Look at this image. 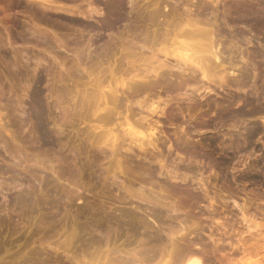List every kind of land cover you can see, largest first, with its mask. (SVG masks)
Returning a JSON list of instances; mask_svg holds the SVG:
<instances>
[{
  "label": "rangeland",
  "instance_id": "obj_1",
  "mask_svg": "<svg viewBox=\"0 0 264 264\" xmlns=\"http://www.w3.org/2000/svg\"><path fill=\"white\" fill-rule=\"evenodd\" d=\"M108 1L0 0V264H264V0H125L116 21ZM164 47L245 82L164 65ZM126 119L154 121L153 142Z\"/></svg>",
  "mask_w": 264,
  "mask_h": 264
},
{
  "label": "bare ground",
  "instance_id": "obj_2",
  "mask_svg": "<svg viewBox=\"0 0 264 264\" xmlns=\"http://www.w3.org/2000/svg\"><path fill=\"white\" fill-rule=\"evenodd\" d=\"M10 1V0H9ZM18 2H19V0H17ZM218 2H219V0H217ZM217 1H215V0H211V4L210 5H212V4H215V2L216 3H218ZM243 1V0H242ZM256 1V0H255ZM263 1V0H262ZM210 2V1H209ZM244 2V1H243ZM246 2V1H245ZM11 3V2H10ZM12 3H15V2H13L12 1ZM17 3V2H16ZM21 3H23V2H21ZM248 3H250L249 1H248ZM264 3V2H263ZM20 4V3H19ZM26 4H27V2H26ZM100 4V3H99ZM102 4V3H101ZM126 4V2H125V0H109L107 3H105V5H106V11H107V18L109 17V18H111L112 20H114V21H116V20H118L120 17H121V15H122V10L124 9V7L126 6L125 5ZM207 4V3H206ZM251 4V3H250ZM30 5V4H29ZM225 5V4H224ZM238 5V4H237ZM21 6H23V5H21ZM28 6V5H27ZM31 6V5H30ZM99 6V5H98ZM101 6V5H100ZM204 6V5H203ZM202 6V7H203ZM229 6V5H228ZM24 7H25V5H24ZM32 7L33 6H31V9H32ZM208 7H209V5H208ZM211 7V6H210ZM246 7V6H245ZM207 8V7H206ZM214 8V7H213ZM215 8L217 9V7L215 6ZM224 8V7H223ZM247 8V7H246ZM250 8V7H249ZM29 9V8H28ZM225 9L227 10V9H229V7L227 8V7H225ZM34 10V9H33ZM37 10V9H36ZM226 10H224L225 11V13H227V11ZM252 10V9H251ZM35 11V10H34ZM124 11V10H123ZM30 12V11H29ZM32 13V12H31ZM36 13V12H35ZM124 13V12H123ZM217 14V13H216ZM32 15H33V13H32ZM227 15V14H226ZM226 15H224L225 17H226ZM91 16V15H90ZM105 18V17H104ZM121 19V18H120ZM119 19V20H120ZM224 19V18H223ZM103 20H106V18L105 19H103ZM108 20V19H107ZM110 20V19H109ZM189 20H190V18H189ZM150 21H151V23L152 22H154V17L153 16H151L150 17ZM222 21V20H221ZM226 21V20H225ZM112 22V21H111ZM190 22V21H189ZM188 23V21L186 22V25H187V27L188 26H191L192 25V27H189L188 28V30H187V32H190V33H185L186 32V29H185V31H183L185 34H186V37L187 36H189V34H193V33H195V32H197V33H195L196 35L198 34V35H206V33H207V35H210V32H211V30L213 29V28H211V29H207L206 31H205V29H203L204 31H202V29L198 26L197 27V24L195 25L194 23H196V22H192L191 21V25H189V23ZM153 24V23H152ZM105 25V24H104ZM185 26V25H184ZM194 27H195V29H194ZM199 28L201 29V31L203 32H200L199 31ZM184 29V28H183ZM205 32V33H204ZM209 32V33H208ZM213 32V31H212ZM212 32H211V37H212V39H213V41H214V38L215 37H213V34H214V32H213V34H212ZM178 33V32H177ZM180 33V32H179ZM182 33V32H181ZM182 34L184 37H185V34ZM191 34V35H192ZM178 35V34H177ZM194 36V35H192V36H194V37H196L197 38V36ZM207 35L205 36V37H207ZM178 36H180V35H178ZM192 36H190V37H192ZM156 37H157V35H155L154 36V43L153 44H155V42H156ZM196 38H194V39H196ZM199 38V37H198ZM201 38V37H200ZM211 39V38H210ZM211 39V40H212ZM152 40V41H153ZM198 40H201V39H198ZM230 40V39H229ZM158 41V40H157ZM231 41V40H230ZM221 43H219L218 42V46L220 45ZM231 44V43H230ZM234 44V43H233ZM238 44V43H237ZM178 47V46H177ZM176 48V47H175ZM227 48V47H226ZM242 48V47H241ZM177 49V48H176ZM176 49H167L166 47H164V49L162 48V49H159L160 50V53H163L166 57L167 56H174V58L176 59V62L175 63H172V62H170V61H166L165 59L162 61L163 62V64L164 65H167V66H171V67H178V68H181V65H185L186 66V68L188 67V69H190V71L194 74V75H197L199 72H201V75H202V79H206V80H208L209 82H213V83H215L216 81V83L215 84H218L219 86H223V85H229L228 84V77H229V75H231L233 78H232V80L231 81H233V83L235 84V86H236V82L238 83V84H240V83H242V82H245V81H242L243 79H244V77H239V76H241V74L239 73V72H235V71H230V72H225V73H223L222 72V74H217L216 76H211V74H210V72H209V66H210V57L209 56H207L206 54H201L200 53V55H198V54H196V56L194 55H192L191 53L192 52H190L189 50V52L188 51H185V50H187L186 48H184L185 50L183 51V49L181 48V51H180V49H178V50H176ZM243 50V49H242ZM242 52V51H241ZM224 53V52H223ZM222 53V51H221V49H219V50H214L212 53H211V55H213V58L216 60V62H218V63H220V62H222V61H224L225 62V60H222L223 58H222V56L223 57H225V56H227V55H225V54H223ZM153 55H155V54H153ZM231 55V54H230ZM227 58H230V60H232V58H233V56L231 57H227ZM241 59L243 60V61H245L246 63H248V58L247 57H245V55H241ZM250 59V58H249ZM228 60V59H227ZM229 60V61H230ZM234 61V60H233ZM252 61V60H251ZM222 64H223V62H222ZM232 64V63H231ZM255 64V63H254ZM183 65V66H184ZM184 66V67H185ZM222 66H224V65H222ZM228 66V65H227ZM257 66V65H256ZM254 67V66H253ZM252 67V68H253ZM224 69H225V66L223 67ZM238 68V67H237ZM237 68H235V69H237ZM198 69H199V72H198ZM155 69H153V71H154ZM254 71V70H253ZM155 72V71H154ZM153 72V73H154ZM256 72V71H255ZM150 73H151V71H146V74H149L150 75ZM249 73V72H248ZM264 73V72H263ZM256 74L258 75V73H255L254 74V76H256ZM243 75V74H242ZM263 75V74H262ZM238 76V77H237ZM263 77V76H262ZM37 80H39V82H41L42 83V77L40 76ZM254 81V80H253ZM262 82V81H261ZM237 84V85H238ZM122 85L124 86L125 84H124V82L122 83ZM258 85V84H257ZM230 86H232V85H230ZM229 86V87H230ZM137 87V86H136ZM234 87V86H233ZM238 87V89L240 88L239 87V85L237 86ZM237 87H236V89H237ZM139 92V94H141L142 93V90H138ZM239 91V90H238ZM137 92V91H136ZM135 92V93H136ZM135 95H138L137 93L135 94ZM234 97V96H233ZM144 98V97H143ZM34 101H33V103L35 104V106L37 107V109H38V114H37V112H36V114H37V119H38V121H39V125H40V128L42 129V131H43V133H44V135L46 136V137H50V135H49V133H48V131L46 130V125H45V121H44V115H45V113H46V106H45V103L43 102V98H42V90H40V89H37L35 92H34ZM136 99V98H135ZM156 99L157 98H155V97H153V98H150V99H147V100H145V101H141V102H139L140 100H136L137 101V104L139 105V107H140V112L139 113H143V111H144V108H146V110H149V111H152L153 113L156 111L157 112V110L158 109H161V110H164V106L163 107H161V103H160V101L161 100H157L156 101ZM143 100V99H142ZM135 101V102H136ZM229 104V103H228ZM165 105V104H164ZM217 105V104H216ZM231 105V104H230ZM210 106V105H209ZM251 109H252V107H251ZM260 110H262V109H260ZM159 111V110H158ZM145 112V111H144ZM249 113V112H248ZM145 114H147V113H145ZM152 115V114H151ZM261 115V114H260ZM148 116L149 115H144V113H143V115H142V118L144 119V120H148L149 118H148ZM148 118V119H147ZM156 119V118H155ZM156 121V120H155ZM159 121H160V119H159ZM142 122V121H141ZM152 123H154V124H152ZM160 123V122H159ZM144 124V123H143ZM126 125H127V127H125L124 128V134L126 135V136H129L130 138H131V143L132 142H136V143H139L138 145V147H140V148H144L143 146H144V144H145V142H148V144H151L152 142H153V137L152 136H154L156 133H155V128H156V125H155V122L154 121H152L151 123H148V125H146L147 126V128H145V126H142L141 124L139 125V126H141V127H143V128H145L146 129V132H144L143 130L142 131H140V129L139 128H137L135 125H133V124H131L130 123V121L129 120H127L126 119ZM138 125V124H137ZM158 130V129H157ZM161 131V130H160ZM124 136V135H123ZM125 136V137H126ZM149 138V139H148ZM135 145H137V144H135ZM187 176V175H186ZM183 180H186V179H183ZM202 183V182H201ZM204 184V183H203ZM206 186V185H205ZM206 192H207V190H206ZM258 192V191H257ZM206 195H208L207 193H205ZM214 196V195H213ZM232 196V195H231ZM209 197V196H208ZM211 198V204L213 203V200H215V197H210ZM246 198V197H245ZM204 199V198H203ZM220 199V198H219ZM226 200V199H225ZM246 200V199H245ZM258 202V201H257ZM219 203H221V202H219ZM254 203V202H253ZM213 206H214V204H212ZM237 205H238V203H237ZM251 205V204H250ZM227 206V205H226ZM259 206V205H258ZM239 209H241V213L243 214V216L245 217V212H247V210L250 208L249 207V205H248V203H247V201H245L242 205H240L239 204ZM243 217V218H244ZM247 218V217H246ZM246 218H244V219H246ZM248 221V220H247ZM183 225V224H182ZM196 226H193V228H195ZM249 227H250V225H249ZM188 229L190 230L191 228H189L188 227ZM187 229V226H182V230H181V232H180V235L182 234V235H187V233H188V230ZM196 229V228H195ZM211 236V235H210ZM189 239V238H188ZM193 239V238H192ZM198 240V239H197ZM190 242V241H189ZM188 242V243H189ZM199 242V241H198ZM194 244H198V243H196L195 241L193 242ZM192 243V241H191V244H193ZM202 244V243H201ZM200 244V245H201ZM190 245V244H189ZM189 245H187V246H189ZM191 246V245H190ZM190 246L188 247V248H190ZM193 246V245H192ZM191 246V247H192ZM195 248V247H194ZM198 248V247H197ZM177 252V251H176ZM179 252V251H178ZM177 252V254H175V256H178L179 254L180 255H182V252L180 253H178ZM192 252V251H191ZM190 255H192V254H185L184 256H183V259H185L186 261H185V263L184 264H203L202 263V261L200 260V259H197V258H191V257H189ZM188 259V260H187ZM176 260V259H175ZM174 260V261H175ZM178 260V259H177ZM184 261V260H183ZM176 262V261H175ZM34 264V263H33ZM182 264H183V262H182Z\"/></svg>",
  "mask_w": 264,
  "mask_h": 264
}]
</instances>
